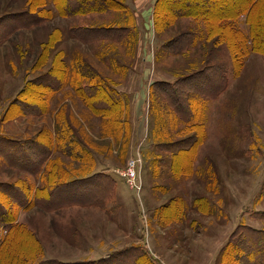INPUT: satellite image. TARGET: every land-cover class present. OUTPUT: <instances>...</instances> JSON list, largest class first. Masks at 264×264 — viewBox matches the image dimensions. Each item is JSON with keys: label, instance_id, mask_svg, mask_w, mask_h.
Instances as JSON below:
<instances>
[{"label": "rangeland", "instance_id": "374dc122", "mask_svg": "<svg viewBox=\"0 0 264 264\" xmlns=\"http://www.w3.org/2000/svg\"><path fill=\"white\" fill-rule=\"evenodd\" d=\"M56 1L61 11L70 2ZM171 1L162 0L157 7L160 26L174 17ZM200 1L196 7L186 9L201 13L209 8L218 17L226 11L216 10V5L204 4L205 7ZM233 1L239 6L242 0H230L225 6L232 5ZM124 3L130 14L125 11L56 15L37 25L12 30L0 41V116L27 80L49 68L55 54H58L57 67L64 64L67 73L59 77L57 72L55 78H68L81 64L91 66L114 85L125 102L121 125L116 128L92 111L94 99L104 98L101 91H96L100 97L88 98L85 104L71 85L63 84L48 95L47 101L45 97L38 98L40 90L31 86L21 100L27 106L45 102L46 111L0 122L1 131L28 139L41 129L60 138L64 134L62 126H70L69 133L63 136L80 140L84 153L75 154L74 150L70 159L59 156V166L79 176L89 175L70 187L66 184L53 192L49 189L41 194L40 191L43 198L32 199V209L22 217V224L29 226L31 233L11 231L0 249V264H8L9 256L24 264L30 245L31 249L36 247L37 241L42 248L38 259H43L44 247L45 259L57 261L74 260L69 258L80 255L79 251L85 253L88 247L93 248L92 254L96 257L105 253L108 256L130 245L140 246L156 264H246L257 260L262 249L243 261L239 258L240 246L233 256L225 249L239 225L264 230L262 215H254L257 211L264 212V57L257 52L250 53L240 72L234 75L232 57L223 42L216 44L209 65L204 60L205 48L210 47L213 39L207 44L203 42L202 49L176 54L161 47L162 44L178 38L182 32L203 30L201 20L178 18L173 26L156 32L148 9L154 0H125ZM48 6L53 8L51 1ZM25 10L26 0H0V17ZM128 20L131 25L134 22L133 38L123 44L109 40L82 41L70 33L79 26L119 24ZM3 22L0 36L11 26L9 20ZM215 28L211 38L217 33L231 39L234 48L237 47V38L230 30ZM56 29L58 39L48 62L42 69L30 72ZM37 61H41L39 57ZM211 64L219 65L216 74L209 69V73L187 80L188 87L193 89L192 96L197 97L196 101L191 99L187 112H194L195 120L200 123L198 140L191 145L188 137L193 132H185L187 129L181 121L176 123L174 119L171 123L164 113L162 100L150 98V85L165 76L176 81ZM46 134L40 132L39 139L44 140ZM19 148L21 151L11 150L26 152L29 159L28 145ZM14 157L18 162L22 158ZM134 157L137 165L131 176L130 160ZM50 172L55 173V169ZM19 177V171L5 168L0 162V183L10 187L8 194L21 196L16 187ZM0 195L3 203L0 211L8 210L11 202H6L8 198L1 191ZM1 230L5 235L3 227ZM99 258L102 257L88 261Z\"/></svg>", "mask_w": 264, "mask_h": 264}, {"label": "trees", "instance_id": "16d2710c", "mask_svg": "<svg viewBox=\"0 0 264 264\" xmlns=\"http://www.w3.org/2000/svg\"><path fill=\"white\" fill-rule=\"evenodd\" d=\"M50 1L53 5V8L48 6ZM124 1L125 0H81L80 2V0H70V2H66L63 11H61L56 0H26L25 11L21 13H11L0 17V23L9 20V25H11L7 26L6 30H3L0 36V41L8 36L12 30L16 31L19 28H28L37 25L45 20H50L56 15L69 17L77 14L93 13L122 14L125 11L126 13L130 14L129 7L124 3ZM161 1L162 0H156L153 8V27L156 32L162 29L165 30L169 26H173L175 19L182 17H192L194 19H199L203 24V30H196L195 32H182L178 38L164 42L161 47H164L166 50H170L176 54H185L192 47V45H195L199 42H205L207 44L211 39H213L210 43L209 49L206 51L207 63H210V60L213 58L211 53L216 48V44L223 42L227 45L231 54L234 75H237L240 72L244 64L245 57L250 53L257 52L262 54L264 57V16L262 15V13H264L262 12L264 9V0H242L239 6H235V1H233L234 3L232 5L225 6L227 2L230 3V0H172L171 2L173 3H171V6H173L172 10L174 17L170 18V20H172L171 22H163V27L159 25L158 17L156 15L157 7ZM199 1L200 4H205L207 7L216 5V10H219V8H224L226 11L221 12L222 15L218 17V15H216L218 13L216 12L214 15V13L210 12L211 10H209V8L201 13L188 11L186 9L192 6L196 7ZM207 11L209 12L207 13ZM209 15L212 17L210 18ZM133 27L134 22L131 25L130 21L128 20L125 23L119 24L109 23L106 25L79 26L72 28L70 33L78 40L82 41L94 42L109 40V42L112 43L123 44L126 42V40L129 42L133 38V34L131 33V28ZM215 27L220 28L221 30H230V32L237 38L235 43L237 47L234 48L232 44L233 41L231 39L226 38L225 36L222 37L217 33H215L213 38H211L213 35L212 31L216 30ZM58 34L59 31L56 29L54 34H51L48 37V41L45 43L42 52L38 56L39 60L41 61H37V57L30 69V72H36L37 70L42 69V65L48 62L51 50L53 51L54 45L57 42ZM57 55L58 54L54 55L51 65L45 72L42 71L36 77L27 80L25 85L19 89L17 95L9 102V104H7L4 112L1 115V121L17 119L26 115L41 114L46 111L45 102L43 105L36 102L27 106L26 102L21 100V96L24 95L31 86H36L40 90L38 92V98L42 99L45 97L47 101L49 94L60 89L63 84H67L73 87L75 93H77L76 95H78V97H80V99L85 104H88V98H91L95 95L100 97L99 94H96V91L103 92L105 99L102 97L101 100L94 99L93 104L96 106H93L94 109L92 111L94 115L100 118H105L107 124L111 123L112 126L119 128L122 119L120 117L123 115L125 102L122 99L120 93L115 89L114 85H112L109 80H104L98 71L93 67L84 64H81L78 69H75L74 67L75 70L69 73L68 78H55L58 75L57 72L59 73V77L65 76V74H67L65 73L66 66L64 64L62 67H57V62L55 61ZM211 65L212 66H205L203 69L197 70L195 73L185 74L183 77H180L174 82L156 80L150 85V98L153 101L162 100V102L165 104L164 113L165 115L167 114L169 116L172 121L171 123L174 122V119H176V123L181 121L187 129L185 132H193L192 135L190 134L188 137L191 139V145L194 143L196 144L198 140L197 127H199L200 123L195 120L194 112L193 114L190 112V110L187 112L190 104L192 103L191 99L194 98L191 94L193 89L188 87L187 80L196 75H200L203 72H215L216 74V68L219 65H216V67L214 66L215 64ZM56 69H58V71ZM209 69L210 71L208 72L207 70ZM49 81H51V83ZM155 96H159L160 98ZM106 99H108L109 102L106 101ZM193 100L196 101L197 97ZM194 107L196 108V105H194ZM125 122L123 119V126H126L127 123ZM70 130L71 127L66 124L62 126V132H64L63 135H67ZM40 132L47 133L44 140L39 139L41 138V135H39ZM37 133V135L26 140H13L11 144H14V146L17 148H26L28 145L30 158L32 160L37 159L36 161H47L48 157L53 151V148H58L63 153H69L68 155L71 156L74 150H76L75 154L81 155L84 153V149H82L80 146V140H70L68 137L63 135L60 138H56V136L52 137V133L45 129H41ZM49 164L50 162L46 164L45 170ZM9 188L10 187L7 186V184L0 183V191L4 194V196H6V198H8L6 200L7 203L12 201L20 204L26 199H29V205L33 206V200L37 198H43V195L41 196L40 194L41 189H39L38 193L34 194L33 196H31L30 193L28 195L21 193V196L18 197L8 194L7 192ZM44 188H46L44 189V192L46 190L49 192V189L51 190V188L46 186ZM9 190L11 191V189ZM51 191L53 192V190ZM1 205H3V203L0 201V206ZM16 215L17 212H13V214H11L5 220V213L0 211V227H3L4 230H6L5 235L0 237V249L6 244L11 231L14 229L25 231L29 234L31 233L29 229L25 227V225L20 222H15ZM254 215H262L261 218L264 219V212L257 211ZM31 242L32 241L30 240V243ZM36 243L38 245L32 249V245H30L29 254L28 257L25 258L24 264H114L118 261L120 264H138L139 261L142 264L143 261L145 264H152L153 262L145 250H143L140 246L135 245L123 247L120 250H117L106 257L99 258L96 261L87 260L62 262L54 259H38V257L42 254V248L39 241ZM239 246L240 250L242 251L241 254L239 253V258L242 261L245 258L249 259V255H251V253L254 251L262 249V253L259 254L260 258L258 257V259L253 262L248 261L246 264H264V230H258L249 226L239 225L229 237L226 243L225 252L229 250L228 252L233 256L235 254L236 247ZM8 264H21V261L12 259L9 256Z\"/></svg>", "mask_w": 264, "mask_h": 264}, {"label": "crops", "instance_id": "0c3cea01", "mask_svg": "<svg viewBox=\"0 0 264 264\" xmlns=\"http://www.w3.org/2000/svg\"><path fill=\"white\" fill-rule=\"evenodd\" d=\"M155 1L156 0H154V3L151 4V7L148 4L149 12L151 11L150 16L153 15V8H154ZM137 23H138V21L136 19V24ZM202 43L203 42H199L195 45H192V47L190 49H192V50L199 49V48L202 49L203 46H200ZM208 49L209 48H205L206 51ZM215 50H216V48L213 51H215ZM188 51L186 53H188ZM212 57H214V56H212ZM261 57L263 59L262 55H261ZM204 60H206L205 63H207V59L205 58ZM162 79L164 81H168V82L174 81V77H168V76L166 77L165 76ZM0 122H1V116H0ZM52 137H54L53 134H52ZM18 139L26 140L28 138L12 137V136L8 135L7 133L0 130V162L5 166V168H8V167L12 168L13 167L17 171H19V173H20L19 178L21 180L18 181V184H17L18 186H16V187L21 193H24L25 195H28L30 193V195L33 196L34 194L38 193L39 189H41V194H44V189H46V188H44L45 186L48 188H51V190H55V189L57 190L60 187L61 188L65 187V185L67 183H68V187L73 186L76 184V181L83 179V178H87L89 176V175H86V176L80 175L79 176L74 171L62 170L59 166V160H58L59 156L63 157L64 159H66V158L70 159L72 156L68 155L66 153H63L61 150L57 151L55 148H53V151L50 154V156L48 157L47 161H44V160L36 161L37 159L32 160L30 157H29V159L28 158L26 159V156H25L26 152H20L19 153L18 150L21 151V149L14 146V144H11V142L13 140H18ZM12 148L18 149V150L12 151L11 150ZM20 154H21V156H20ZM55 154L57 156H54ZM90 155L92 156V153ZM14 156L22 157V158H20L19 162H18V161H16V158ZM23 158H25V159L23 160ZM89 158H90V156H89ZM92 158H93V156H92ZM94 158H95V156H94ZM48 162H50V164L46 167V170H45V166ZM90 162H91V160H90ZM48 169H49V171H48ZM52 169H55V173H53V174L50 172ZM19 178H17V179H19ZM2 181H4V180H2ZM32 207L33 206L29 205V199H26L25 201H23L20 204L11 201L10 207L8 209L9 211L6 209H5L6 210L5 211L3 209V211H5V220L7 217H9L11 214H13V212H17L15 222L24 223L22 220V217H24L25 212L31 210ZM1 228H0V231H2ZM27 228H29V226ZM5 233H6V230H5ZM3 236L4 235H2L0 233V237H3ZM84 251H85V253L79 251L81 253L80 255L79 254L74 255V256L69 258V259H74V260H61V261H75V260H83V259L88 260V259H94L97 257H103V256L107 255L105 253V254L97 255L96 257H94L92 254V252H93L92 247H88V249H84ZM45 258H46V256L44 255V247H43V259H45ZM49 258H51V257H49ZM64 258H65V256H64ZM55 259H58V258H55Z\"/></svg>", "mask_w": 264, "mask_h": 264}, {"label": "built area", "instance_id": "2783aa9c", "mask_svg": "<svg viewBox=\"0 0 264 264\" xmlns=\"http://www.w3.org/2000/svg\"><path fill=\"white\" fill-rule=\"evenodd\" d=\"M137 165V161H136V157H134V158H132L131 160H130V166H131V173H130V175L131 176H133L134 175V168H135V166ZM124 175L128 178H131L130 176H128L129 174L128 173H125L124 172Z\"/></svg>", "mask_w": 264, "mask_h": 264}]
</instances>
